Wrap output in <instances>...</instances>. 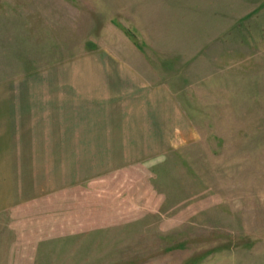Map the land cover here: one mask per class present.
<instances>
[{"label":"rangeland","instance_id":"rangeland-1","mask_svg":"<svg viewBox=\"0 0 264 264\" xmlns=\"http://www.w3.org/2000/svg\"><path fill=\"white\" fill-rule=\"evenodd\" d=\"M0 264H264V0H0Z\"/></svg>","mask_w":264,"mask_h":264},{"label":"crops","instance_id":"crops-1","mask_svg":"<svg viewBox=\"0 0 264 264\" xmlns=\"http://www.w3.org/2000/svg\"><path fill=\"white\" fill-rule=\"evenodd\" d=\"M161 104L164 102V100L162 101V99H161ZM107 112H111V110L110 109H106V110H104V112H103V114H104V118H103V115H100V118H99V116H98V121L100 120V122H101V124H103V125H100V122H97V123H95V124H92V127H87L86 126V128H89V129H91V130H95V133L93 132V131H90L89 129L86 131V134L87 133H93V135L94 136H103L104 135V131H105V128H107V125H106V127H104V125L105 124H108V122H110L111 120H113V117H111V116H107L106 115V113ZM102 120V121H101ZM97 124H99V125H97ZM115 128H116V126H115ZM100 130V131H99ZM117 130V129H116ZM120 132H122V131H124L123 129H120L119 130ZM118 132H116L115 134H116V136H118V134H117ZM130 134H131V132H129ZM129 133H125L124 135H125V137H131L132 138V136H128V135H130ZM106 134V133H105ZM56 136H58V134H56ZM110 136V135H109ZM105 137V136H104ZM118 141H120L121 143H132V141H127V140H122V139H120V140H118Z\"/></svg>","mask_w":264,"mask_h":264}]
</instances>
